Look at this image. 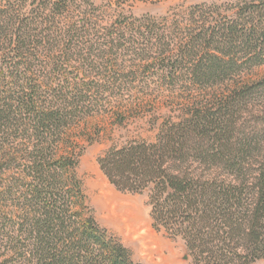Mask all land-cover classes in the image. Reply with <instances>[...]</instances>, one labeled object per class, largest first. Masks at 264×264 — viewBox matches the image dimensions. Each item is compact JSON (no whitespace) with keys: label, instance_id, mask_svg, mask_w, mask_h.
<instances>
[{"label":"trees","instance_id":"16d2710c","mask_svg":"<svg viewBox=\"0 0 264 264\" xmlns=\"http://www.w3.org/2000/svg\"><path fill=\"white\" fill-rule=\"evenodd\" d=\"M230 7L222 19L203 5L173 17L184 38L177 59L195 85L222 87L264 64V0ZM100 9L93 0H0V264H140L86 213L76 172L83 151L70 131L115 94L114 82H100L115 75L99 68L115 67L106 56L116 62L119 47L107 51L101 40L124 38L126 26L147 28L132 34L150 38L167 33L151 15L104 33ZM168 43L137 54L171 58ZM262 87L264 80L227 87L206 109L165 123L154 142L133 141L98 159L117 189L148 193L153 227L182 237L196 264L264 257V115L241 134L234 119Z\"/></svg>","mask_w":264,"mask_h":264},{"label":"rangeland","instance_id":"374dc122","mask_svg":"<svg viewBox=\"0 0 264 264\" xmlns=\"http://www.w3.org/2000/svg\"><path fill=\"white\" fill-rule=\"evenodd\" d=\"M238 1L93 0L95 5L101 8L102 19L98 29L104 33L119 29V26L115 27L114 24L130 22L134 20L133 18L145 15L155 17L161 24L156 27V31L167 33L163 39L150 38L133 35L135 32L132 34L133 31L147 32L149 29L126 26L121 28L126 32L124 38L109 43L101 40L103 48L107 51L111 47H119V59L116 62L112 61L114 57L110 58L111 54L106 56V61L117 65L111 67L110 63H102L99 68L110 77L115 75L114 81V78L108 80L109 76H107L100 82L108 81L109 86L114 82L117 92L108 96L112 101L102 106L100 113L84 119L70 131V139L79 145L78 150L83 151L76 172L82 182L86 213L92 214L102 228L107 229L127 246L137 263L196 264V261L182 237H171L164 230L158 231L153 227L148 193H132L117 189L101 170L98 159L109 149L122 148L133 141L154 142L165 123L191 117L199 109H206L207 105L215 101V95L221 90L253 85L264 80L263 64L251 69L244 68L242 74L222 87L195 85L184 77L186 65L177 59L178 48L184 38L181 35V28L173 25L175 14H184L189 12L192 6L203 5L208 12L214 13L212 17L222 19L232 15L234 11L230 6ZM215 6L220 8L215 9ZM122 14L128 16L129 20L119 17ZM166 16L171 18L164 20ZM168 42H171V47L175 49L171 58L160 55L154 50L151 56L153 58L147 62L142 59V55L137 54L147 55L146 49L152 45L154 47L164 45L167 48L166 45L170 44ZM112 51L115 52L116 49ZM155 57L158 59L155 60ZM175 68L176 71L173 72ZM261 111H264L263 87L256 94L247 97V104L244 103L236 109L234 119L237 134L249 129L251 123H256V119L260 121L264 115ZM120 202L133 206L138 212L140 219L136 224L128 213H123L122 208L118 206ZM113 204L116 205L117 213H110V208L107 209ZM125 215L134 226L128 228L125 225L122 220ZM139 221L141 222L138 223ZM253 264H264V257Z\"/></svg>","mask_w":264,"mask_h":264},{"label":"bare ground","instance_id":"6f19581e","mask_svg":"<svg viewBox=\"0 0 264 264\" xmlns=\"http://www.w3.org/2000/svg\"><path fill=\"white\" fill-rule=\"evenodd\" d=\"M111 203V201L108 203V205ZM111 206V207H110ZM109 207H107V209H109L110 213H117V209H116V205H110ZM120 208H122L123 213H128L129 216H131V218L134 219V224H136L137 220L140 219V216H138V212L133 208V206L126 204V203H122L120 202V204L118 205ZM117 206V207H118ZM119 212V211H118ZM121 212V211H120ZM124 215V214H123ZM122 220L125 222V225L129 227L134 226L132 224V222L129 220L128 216H124L122 218Z\"/></svg>","mask_w":264,"mask_h":264},{"label":"crops","instance_id":"0c3cea01","mask_svg":"<svg viewBox=\"0 0 264 264\" xmlns=\"http://www.w3.org/2000/svg\"><path fill=\"white\" fill-rule=\"evenodd\" d=\"M141 221H139L138 223H140Z\"/></svg>","mask_w":264,"mask_h":264}]
</instances>
